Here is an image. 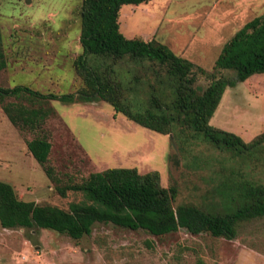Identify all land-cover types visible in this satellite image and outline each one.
Listing matches in <instances>:
<instances>
[{"label":"rangeland","instance_id":"374dc122","mask_svg":"<svg viewBox=\"0 0 264 264\" xmlns=\"http://www.w3.org/2000/svg\"><path fill=\"white\" fill-rule=\"evenodd\" d=\"M82 0H0V20L8 65L0 85H28L42 93H73L83 87L74 59L83 50ZM264 13V0H149L121 8L127 37L156 39L194 63L197 85L206 88L225 44L247 22ZM91 65L100 60L88 56ZM126 86V101L149 105L153 87L173 98L165 66L150 59L108 61ZM217 72L216 75H220ZM222 75L235 77L233 71ZM55 112L41 133L53 143L48 164L64 178L82 179L110 167L157 170L165 187L176 183L174 201L205 208L231 209L230 195L241 181L264 184V144L237 155L204 135L181 138L180 127L163 134L118 113L106 101H50ZM211 124L252 140L264 131V73L229 86ZM36 132L14 126L0 106V179L14 185L19 198L68 208L86 199L81 192L63 197L26 146ZM37 134V133H36ZM234 198V197H233ZM235 199V198H234ZM0 264H264V218L240 228L235 238L194 234L186 228L158 236L96 222L80 240L47 228H6L0 223Z\"/></svg>","mask_w":264,"mask_h":264},{"label":"trees","instance_id":"16d2710c","mask_svg":"<svg viewBox=\"0 0 264 264\" xmlns=\"http://www.w3.org/2000/svg\"><path fill=\"white\" fill-rule=\"evenodd\" d=\"M149 0H82L81 35L82 52L74 59V68L83 87L73 93H42L28 85H0V106L10 122L22 131L36 132L27 139L31 155L43 167L55 184L60 196L68 192H81L86 199L73 201L68 208L51 203H38L19 198L13 184L0 179V223L3 227L47 228L80 240L92 232L96 222L113 223L129 229H145L162 236L180 228L194 234L208 233L214 237L235 238L240 228L264 218V184L241 181L232 200L231 209L205 208L199 204L183 202L174 205L179 187L174 182L165 187L157 170L141 173L135 167H110L90 172L82 179L64 178L53 165V143L41 133L47 118L55 108L51 100L64 102L106 101L116 112L128 119L163 134L180 127L182 140L187 133L204 135L217 147L231 149L237 155L251 154L264 144V131L252 140L211 124L224 93L256 73H264V13L244 24L227 41L216 63L213 78L204 88L196 84L194 63L178 55L167 44L156 39L127 37L120 26L121 8L126 4L139 5ZM100 60L91 65L89 55ZM150 59L165 66L173 90V98L166 102L153 87L146 109H136L126 101V86L118 79L108 61L125 57ZM8 65L3 29L0 20V72ZM233 71L235 77L222 75ZM217 72H221L218 76ZM235 199H234V198Z\"/></svg>","mask_w":264,"mask_h":264}]
</instances>
